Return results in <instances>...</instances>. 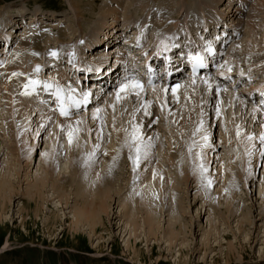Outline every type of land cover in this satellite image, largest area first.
<instances>
[{
  "label": "rangeland",
  "instance_id": "1",
  "mask_svg": "<svg viewBox=\"0 0 264 264\" xmlns=\"http://www.w3.org/2000/svg\"><path fill=\"white\" fill-rule=\"evenodd\" d=\"M126 1L129 2L130 0H124V4ZM228 1L229 0H221L219 4H216L218 9L216 16L210 14V11L209 14H204V18L200 19V21L207 18L211 23H214L215 21L213 20L220 19L221 15L224 17V11L222 10L224 6L228 4ZM241 1L233 0L232 5L233 7L235 6V8L233 9V13H231L232 15L229 16L231 19L228 17L226 20L229 23V27L228 30L227 27L225 29L229 32L232 27L231 31L233 34L230 35H233V39H230L231 41L229 42V40L225 38L226 35L223 36L224 41L229 42L227 48H231L225 61H229L228 65L231 66V72L234 78L237 72L239 74L242 73L241 75L244 73L247 75L250 72H256L257 76L260 75V77L257 80H253L252 83L247 80L242 81L241 79V84L235 88H230L229 81L226 78H223L224 80L220 78L219 74H213L203 79V81H197L204 84L205 80L212 79L210 81H213V79L216 78L222 83H218L219 86H216L214 93L216 94L221 88L223 89L221 90L222 92H220L221 96H219L220 98H218V100H216L217 97L213 98L216 101L214 100L211 106L202 105L201 122L198 123L197 121L198 125L187 116L189 114L186 112L190 108V113H194L195 119L199 114L197 110L199 103L194 98L189 104L191 96L194 95V93H192V95L189 94V92L184 93L182 96L176 95L178 101L171 102L173 95H170L171 90H169L168 94H165V97L169 98L167 103L158 105L156 104L157 100L154 91H156L155 89H160L161 84L156 85L157 87L153 86L155 89L145 98L143 95L139 97L133 94L132 96L117 101L116 92L118 88L115 87L112 92L109 91L111 96L115 95V99L111 98V102L108 103L110 106L108 105V109L104 111L106 114L109 113L107 116L109 124L107 125L104 122L105 126L101 123L102 128L104 126V139L100 148L101 151L105 150V148H114L116 146L115 138L117 136L114 128L123 131H125V128L128 129V131L124 133L126 136L123 135L122 137V139L125 140L123 148L127 149L128 145L133 142L130 137H132L135 128H133L132 125H126L125 122L128 121V123H132L133 125L135 123H139V126L142 125L139 122V120L142 122L140 116L142 118V114L147 108H150V106L155 107H153V110H155L156 120L155 125L152 126L150 131L148 128L142 126L141 142L139 144L134 142L129 148L130 159L122 161V157L120 156L118 160L112 163L117 164L119 162L120 167H116V171H118L120 175L115 178L117 182L113 185V190H111V200H108L109 212L103 214L104 224L99 226L98 233L95 235L91 234L90 236V230L87 225L81 226L78 231L73 230L71 225H73L76 220V218L74 219L72 216L73 213L76 212L74 208L80 205L84 199L87 198L90 200L92 198V196H89L90 192L86 191V189L90 190L88 185H90L91 188L94 187V184L91 182V180L95 181V179H92L94 177L93 170L96 169L103 172L105 167L108 166V162H110L108 159L109 157L105 155L94 154V156L90 157V160L84 156L86 153H88L86 154V156H88L94 150L96 144L99 145L100 142L99 138H97V130L92 128L91 133L88 134L86 130H80L78 128L79 131L74 133L71 144L68 141V126L63 125L58 129L57 121H59L60 117L48 124L50 121H44V118L37 119L38 115L36 116V113L38 111H36L37 109L35 107H29L28 110L21 109L25 104V102L21 100L23 99L22 97H28L29 95L35 101L36 105H39L40 99L35 94L41 89V84L36 85L35 91H31L30 88L26 90L25 87L20 86L19 88L17 87L18 83H15V85L11 87L6 86L13 82L12 79H17L21 85L23 75H13V73L24 74L26 69L33 71L36 68L28 67L33 65H44L47 64V62L50 63L52 60L57 59L59 56H52L51 49L57 47L62 54L64 50L68 48L77 49L78 51L80 43L81 45L84 44L82 40L86 39L87 35L89 36H87L88 38L91 36L93 37L92 30L88 29L90 27L89 24H91L93 28L99 27L96 31L98 34L97 36H100L102 31H108L111 23L114 22L116 18L119 20H117L115 24L119 22V28H122L124 25H129L130 23L135 24V22L130 21L129 23H124L123 19L126 16V6L118 5L116 0L94 1V5L96 4L93 10L94 14H90L89 10L92 7L91 0H0V21L9 19L13 14H18L19 12L26 14L24 18H22V16L13 18L15 21L18 20L17 23L20 21L19 25L26 23L22 28H17L16 24L13 28L5 29L6 32L5 30L0 32V38H4L5 35L8 34L13 41L9 50L2 53L5 57L1 59L3 63H5V67L4 70H2L3 75H0L4 80H0V181L2 175L5 173L10 174L9 178L15 183L17 191L19 192L17 196H13V200L9 203L3 216H0V264H264V214H261V212L264 213V203L263 205L261 204L263 207H258V204L260 206V203L263 201L262 198H259L260 195L258 194V190L260 191L262 189L261 192H264V140L260 139L264 137V133L260 131V125L258 124L260 114L258 116L257 113L252 110L253 108L250 106H253V104L246 101L248 100L245 95L246 93L241 91H249L250 89L247 87L252 86V84L257 85L264 82V58L259 60L256 59L257 56H251L252 53H258L260 50L264 53V0H247V4L245 5L246 9L244 12L237 15L235 14L236 4ZM195 2L196 0H143V4L145 3L144 5H146L145 9H143V13L139 11V13L136 12L132 14L135 20H145L147 15H149L148 17L152 16V21L154 23L161 21V19H166V28L164 27L157 31L152 30L150 36H154L155 39L159 38L158 41L163 43H168V40L165 42L164 40L168 38L170 34L182 33L184 31L183 27L186 24L185 30L190 32L194 30L192 28H194L195 24L196 27L198 26V21H195V19L191 23L188 20L189 15L195 14L199 16L201 13L198 10L189 9ZM163 3L164 5L166 4L165 8L162 7ZM113 8L116 9V16H114V13L111 11ZM135 8H137V6H135ZM219 13L221 14L220 17H218ZM117 15H119V17ZM123 15L124 17L122 18ZM30 16H34L35 18L30 19ZM216 17L218 19H215ZM26 18L28 21L30 20L31 24L34 22L38 23L39 20L41 23L36 27L30 25L26 21ZM51 18L55 19L50 20ZM233 18L235 19L233 20ZM251 23L255 24V28L250 25ZM33 31H38L44 36L42 38L45 39L40 40L39 44H41L42 47L45 46L46 53L35 51L32 46L31 48L29 47V49L28 46L20 44L19 41L17 42L19 32L29 34ZM195 31L196 29L192 31L191 34L193 35ZM121 33L122 31L118 34ZM126 35L125 37L129 39L130 36L128 33ZM140 39L142 40L143 38L141 37ZM151 41L153 40L151 39ZM86 42L87 41H85V44ZM144 42L145 45L149 43L148 40ZM172 42L174 41L171 40V43ZM8 45L9 43H7L5 47H8ZM102 45L103 43L100 42L89 47L85 45L87 49L85 48L83 50L84 52L82 49L79 50L81 57H78L76 53L74 58L77 56L82 62H85L84 58L82 59V57L85 56L92 59L89 57L90 53H92V51L94 52V49ZM147 46L149 47L151 44H147ZM13 47H22L25 53L26 51L33 50V56H28V59L26 57L22 62L23 64H20L21 68L19 63L17 64V67L19 66L17 69L22 72H11L12 68H10V65L16 68L14 66L16 62H21L20 59H18L19 53L11 59L9 58L13 53ZM69 54L71 60L72 52H69ZM109 57L113 59V57L116 58L117 56L115 53H112ZM74 58L72 61H75ZM102 58L105 59L106 55L102 56ZM89 59H86V61L89 62ZM60 60L61 59L54 60V63L52 62L50 64L51 67L45 66V68H47L45 69V74L49 76V79L51 78V74H53L57 81H59V78L61 79L60 82L64 83L65 80H69L68 77H66V72L64 73L67 61L64 59L65 62L59 63ZM7 61L8 66H6ZM220 63H222L221 60L219 64ZM12 64L14 65L12 66ZM226 70L227 68L223 67L222 71ZM219 73L221 74V71ZM43 74L44 72L41 75ZM240 77L241 76H238V79L236 77L237 81L240 80ZM18 78L21 79L19 80ZM26 78L39 80L37 72L32 74L27 72ZM68 82L71 87L73 83L71 80ZM177 83L179 84L181 82L177 81ZM12 84H14V82ZM169 85L172 88L173 85H176V82H172V84ZM197 88L199 87L197 86ZM200 89H203V97L210 96L208 95L206 87L204 88L201 86ZM25 91H29L30 94L25 95ZM195 91L198 92V89ZM73 92H76L78 98L81 97V94L77 91L73 90L70 93ZM87 93H90L89 96L92 95L91 92ZM159 93H161V91ZM159 93H157V97L162 98L164 101L163 96H160ZM99 94L100 93L97 94L98 100ZM123 94L124 93H121L122 96ZM224 94L228 97L226 98ZM168 95H170V97ZM89 96L87 98H89ZM234 96H238L239 100L236 99V101L232 103L231 100L235 99ZM9 97L13 98L12 102L9 100ZM184 97L186 99L185 103ZM81 98H83V96ZM106 98L107 97L104 96V98L100 100L102 104L99 106L104 104ZM225 100L227 101V103H225L226 105L221 103V101L223 102ZM228 100L230 102H228ZM241 100L243 104L239 103ZM243 100L245 102H243ZM124 104L126 107L122 108ZM113 105L115 106L114 108ZM146 106L148 107L145 108ZM231 106L235 108L232 109ZM223 107L226 108L224 109ZM92 108L93 107L90 109ZM115 109L117 112L120 111L119 115L114 112ZM251 110L252 112H250ZM129 111L131 115H129ZM253 112L255 113L252 114ZM104 113L101 112L102 116H105ZM134 113L136 115L140 114V116L138 117L135 115L133 118L132 114ZM80 114L81 112H77L71 114L68 118L62 117L63 120L61 121H70L73 117L75 118V116L78 118ZM51 115L55 117L53 113ZM89 115L90 113L88 116ZM255 117H258V119ZM122 119L125 120L122 122ZM243 119L245 120L242 121ZM38 127L42 130L36 136L34 131L36 129L38 130ZM246 129L249 130V134H245ZM174 134L175 137L173 136ZM184 136L187 138L188 142L186 152L178 155V161L171 166L168 162L166 152L162 150L159 145L158 138L164 142L165 150L173 151L176 140L183 143ZM37 137H39V141L36 148L37 155L34 152V159H36L38 163L40 158L45 157L43 158L45 160L42 161V166L44 165L42 168L44 171L41 169L40 173L38 168L40 174L45 172L46 165H50V169H52L51 166L54 165L51 160L49 161L47 159L48 153L45 151L47 147L49 150L52 146L55 151L57 150L55 153L59 155V162L62 161L61 167H69L70 170L74 168L76 173L79 171L75 184L72 180V176L66 181L67 183L64 187H66L67 192L63 191L61 194L55 192L53 189H56V186L52 188L50 185V183L52 184V182H54V179L48 176V178L45 179L46 187L44 188V199H39L37 197L30 199L26 195L31 192L28 190L31 184H33L31 180L35 178L34 173L37 169L36 164L30 165V163H28V159H26L28 155L26 156V154L29 153L26 151L29 150L28 152H30V150H33ZM205 137H207V140L204 139ZM234 139L237 140L239 144L238 147L232 145ZM144 144H146V148H144ZM140 146H143V148ZM72 149L76 151V157L79 156V158L81 157L83 159V164H81L82 167L78 169L72 167L74 164L73 154L72 152L70 153V150L73 151ZM257 149L260 150V153H257ZM209 151H214V153L210 154ZM207 152H209L208 157L211 163H205ZM245 154H248L247 157L249 160L247 168H245V170L243 169V172L248 174V172L252 170L253 165L257 169L253 181L241 177L240 174H237V167H234L237 166V161L240 156L242 157ZM142 156L148 157V160H143ZM217 167L221 168L219 169L220 171L217 170ZM156 169L160 173V176L158 174V181L171 176L172 179L171 177L168 178L169 181L175 183L179 180L181 181L184 176H189V184H181L175 187L176 189L173 195L171 194L165 197V200L166 198L169 200L171 198L172 200L171 202L165 201L164 208L161 206L163 209H160L159 204L161 203L156 205V202H154L152 210L149 209V211L143 206L141 208L144 209H139L140 213L136 211L135 214L132 215L133 212H128V208L125 207V201L123 200L125 196H129L130 194L128 189L138 185L141 177H148L154 170L156 171ZM240 170L242 171V169ZM68 174L72 175L71 173ZM165 174L167 175L165 176ZM214 179V184H216L215 190L220 188L225 189L223 190V194L219 195V198H214L216 193L211 197L212 201L217 200V203H219V211L218 209L216 211L212 205H207V202H209L207 192L212 190V180ZM128 180L130 181L128 182ZM209 181H211V183H209ZM71 183L73 185H71ZM127 183H130V185ZM122 185L124 187L126 185L129 187L127 188L126 186V188L123 189L122 195H116L117 189H121ZM160 187L161 185L158 186V190ZM160 189H163L164 192L166 191L165 193L168 194L165 187ZM53 193L54 196L52 197L55 199H51L52 197L50 198L48 196ZM60 196L62 197L60 198ZM157 199L158 196H156L155 201H157ZM43 200L45 202H43ZM56 201H58L59 204L57 206L53 205ZM37 202L42 208V212H39V214H36ZM54 206H56V208L59 206L57 208L58 210ZM22 207H24V209H22ZM229 208L231 210H228ZM71 212L72 214H70ZM63 213L66 214L64 215ZM136 213H138L137 216ZM152 217L156 219V223L154 224L156 227L154 226V228H152L150 224H147V219ZM47 218H49V220ZM212 223L216 226L214 227L215 229L210 226ZM170 224H174L175 228L171 229ZM169 229L175 231V233L177 232L178 235L173 234V231ZM169 231L170 233L168 234L167 232ZM7 240L8 243H6Z\"/></svg>",
  "mask_w": 264,
  "mask_h": 264
},
{
  "label": "bare ground",
  "instance_id": "2",
  "mask_svg": "<svg viewBox=\"0 0 264 264\" xmlns=\"http://www.w3.org/2000/svg\"><path fill=\"white\" fill-rule=\"evenodd\" d=\"M97 1V0H91V4H92V7H91V9H89L90 10V14L91 13H93L94 11V9H95V5H94V3ZM225 1V0H224ZM241 1V0H240ZM247 0H242L240 3H237V6H236V9H235V14H240V13H242V8H244V10H245V4H247V2H246ZM221 2V0H196V2H195V4L192 6V7H190L189 9H195V10H198V11H200L201 13H200V15L199 16H197V15H195V14H191V16L189 15V21H190V23L195 19V21H200V19H202V18H204L203 17V15L204 14H206V13H208L209 14V12H210V14H212L213 16H216V12H217V7H216V4H219ZM232 2H233V0H229L228 1V4L226 5V6H224V9L222 10V11H224V13H223V15H225L226 16V18H225V20L229 17V16H231L232 14L231 13H233V9L235 8V6L233 7V5H232ZM116 3L118 4V5H120V6H123L124 5V7L126 6V12H125V17H124V15L122 16V18L124 17V23H129L130 21L131 22H135L136 23V21H138V19L137 20H135V18H134V16H133V14L132 13H139V11L141 12V13H143V9H145V6L146 5H144L143 4V0H130L129 2H127L126 1V3L124 4V0H116ZM192 3V2H191ZM107 5H110V4H107ZM242 5V6H241ZM135 6H137V8H135ZM139 6V7H138ZM150 6V5H149ZM215 6V7H214ZM162 7L163 8H165L166 7V4L164 5V3H163V5H162ZM175 7V6H174ZM111 8V7H110ZM150 8V7H149ZM111 11L114 13V16H116L115 15V12H116V9H111ZM145 11V10H144ZM208 11V12H207ZM227 11H228V13H227ZM81 12V11H80ZM118 12V11H117ZM214 13H215V15H214ZM89 14V13H88ZM94 14V13H93ZM92 14V15H93ZM207 14V15H208ZM25 15L26 14H22V13H18V14H13L12 15V17H10L9 19H3V20H1L0 21V32L1 31H3V30H5V29H7V28H13V27H15V25L17 24V28H22L23 27V25H19V23H20V21L17 23V21H15V19H13V18H17V16H22V18H24L25 17ZM97 15V14H96ZM106 15V14H105ZM220 13H219V16L218 17H220ZM16 16V17H15ZM84 16V15H83ZM113 16V15H112ZM118 17H119V15H117ZM148 16L149 15H147V18H148ZM224 16V17H225ZM212 17V16H211ZM221 17H222V15H221ZM19 18V17H18ZM33 18V17H32ZM96 18V17H95ZM230 19H231V17H229ZM83 19V18H82ZM206 19V18H205ZM215 19H218L217 17L215 18ZM235 18H233V20H234ZM22 20H24V19H22ZM117 20H119V19H114V22H112L111 23V25H110V28H108V31L107 32H103L102 31V34H100V36H97L98 34H97V31L96 30H98L99 29V27H95V28H93L92 27V25L91 24H89L90 25V27L88 28V29H91L92 30V35H93V37L91 36L90 38H88L87 36H86V39H84L83 40V42H84V44H82V45H80V47H79V50L80 49H82V51L86 48V47H89V46H93V45H95L96 43H103V45L102 46H100V47H98L97 49H94V52L92 51V53H90V58H92V59H89V62L88 63H86V62H82V60H78L77 61V63H78V66H85L86 67V70H94L96 73H97V71L99 72L100 71V69L102 68V70L104 69L105 70V68H106V66L108 67V66H114V65H117V63H118V61H128V60H130L131 59V57L132 58H136V62L138 63V62H140V61H142L143 59L144 60H146L147 59V57H144V52L145 51H147V49L149 48L148 46H147V44L149 45L150 43H147L146 45L144 44V46H142V45H139L141 48H135V47H131L130 48V46H129V44L128 43H131L132 41H133V39L132 38H134V37H130L129 39H127L125 36H127L126 34L128 33V28H126V27H128V25H124V26H122V28H119L118 26H119V22L118 23H116L115 24V22L117 21ZM120 21H122V20H120ZM150 21V20H149ZM152 21V20H151ZM189 21H187V22H189ZM213 21H215V20H213ZM185 22H186V19H185ZM237 22V21H236ZM88 23V22H87ZM166 19H161V21H159V22H153L152 23V26H149L152 30H154V31H157V30H159V29H162V28H164L165 26H166ZM233 23V22H232ZM143 24H145V23H143ZM204 24V23H203ZM213 24V23H212ZM234 24V23H233ZM184 25H185V23H184ZM187 25V24H186ZM186 25L183 27V32L182 33H185L186 32V30H185V28H186ZM251 26H253L254 28H255V24L254 23H251L250 24ZM84 26V25H83ZM190 26V25H189ZM209 26V25H208ZM224 26V27H223ZM223 26L220 24V27H223V33H224V36H225V38H227V36H228V31H226V27H227V30H228V27H229V23H228V21H226L225 22V24H223ZM166 28V27H165ZM209 30H211V26H209V27H207ZM252 28V27H251ZM101 29H103V28H101ZM225 29V30H224ZM230 29V28H229ZM14 30V29H13ZM59 30V29H58ZM125 30H126V32H125ZM147 31H148V29H146ZM120 31H122V33L121 34H118V32H120ZM194 31V30H193ZM5 32H6V30H5ZM38 32V31H37ZM37 32H31V33H29V34H25V32L24 33H20L19 32V35H18V39H17V42L19 41L20 42V44H22V45H26V46H28V48L30 47L31 48V46L35 49V51H41V52H43V53H46V50H45V46H41V44H39V42H40V40H43V39H45V38H42V37H44L43 35H41L39 32H38V34H37ZM130 32V31H129ZM160 32V31H159ZM84 33V32H83ZM82 33V34H83ZM88 33H89V31H88ZM158 34V33H157ZM197 34H199V32H198V30L197 31H195V33H193V35L192 34H190V37L191 38H193V39H198L199 38V36L197 35ZM219 34V33H218ZM229 34H233L232 33V31H230V33ZM196 35V36H195ZM83 37V36H82ZM152 38H153V41H154V43H155V41H158L159 40V38L157 39H155V37L154 36H151ZM135 38L137 39V40H141L140 38H141V36L140 37H137V36H135ZM134 38V39H135ZM161 38V37H160ZM163 38V37H162ZM3 39H5V42H6V44L7 43H9V45H8V47H4V51L2 52V53H5V52H7L8 50H9V47H11V45H12V43H13V41L10 39V35H8V34H6L5 35V37L3 38ZM125 39V42L123 43V44H121V42L123 41ZM131 39V40H130ZM223 39H224V37L223 36H219V35H217V37H216V39H214L213 40V43H216L217 45H218V43L219 42H222L223 41ZM50 40V39H49ZM227 40V39H226ZM85 41H87L86 42V44H85ZM42 42V41H41ZM141 42H142V40H141ZM164 42H165V40H164ZM218 42V43H217ZM226 42V44L228 43V41H225ZM143 43V42H142ZM145 43V42H144ZM175 43V41L174 42H172L171 43V45H173ZM45 44H47V43H45ZM44 44V45H45ZM237 44V43H236ZM236 44H234V45H236ZM247 44V43H246ZM85 45H86V47H85ZM171 45H169V42L168 43H165L164 45H162V47H164V48H166V49H170V46ZM157 46V45H156ZM156 46H154L153 45V48L152 49H154ZM47 47H49V46H47ZM46 47V48H47ZM14 48V47H13ZM29 48V49H30ZM52 48V47H51ZM37 49V50H36ZM87 49V48H86ZM107 49V50H106ZM212 49H213V51L212 52H209L210 54H212V53H214V54H217V52L219 53V51H221L222 52V47H218V48H216V46H214L213 45V47H212ZM221 49V50H220ZM25 50V49H24ZM163 50V48H161V51ZM32 51L33 50H29V51H26V53L23 51V48L22 47H16V48H14V50H13V53L11 54V56H9V58L11 59L13 56H15L17 53H19V58L18 59H20V61L21 62H16V64L14 65V64H12V66L14 65L16 68H14V67H11V65H10V68H12L11 69V72H15V71H18V72H22V71H19L17 68L20 66V68H21V65L23 64L22 62L26 59V57H27V59H28V56L30 57H32L33 56V53H32ZM49 51V50H48ZM122 51V54L120 53ZM84 52V51H83ZM112 53H115L116 54V59H115V62L116 63H114V64H112V62H113V59H111L109 56H110V54H112ZM158 53H162V52H158ZM169 53V51L168 50H166L165 51V53L164 54H168ZM27 54V55H26ZM249 54V53H248ZM104 55H106V58L105 59H103L102 58V56H104ZM250 55H251V53H250ZM249 56V55H248ZM251 56H257L256 57V59H262V58H264V53L262 52V50H260V52L258 51V53L256 52V53H252V55ZM21 57V58H20ZM76 57V56H75ZM110 58V59H109ZM128 58V60H126ZM206 59H209V64H211V62L212 61H210V58H212V56H209V57H205ZM1 59V58H0ZM32 60V59H31ZM109 60V61H108ZM213 60V59H212ZM111 61V62H110ZM0 62H3V60H0ZM214 63L216 62L215 60L213 61ZM224 62H226V61H224ZM19 63V66L17 67V64ZM22 63V64H21ZM21 64V65H20ZM231 64V63H230ZM45 65V64H44ZM165 65H167V64H165ZM6 66H8V61H7V65ZM218 66H221V63L220 64H218ZM123 70L126 68V65H121L120 66ZM119 67V68H120ZM118 68V69H119ZM108 69H111V68H108ZM2 70H4V69H0V75H3L2 74ZM74 70V69H73ZM103 70V73L105 72ZM93 71V72H94ZM107 71H109V70H107ZM221 71V70H220ZM220 71H218V72H220ZM252 71V70H251ZM253 71H255V70H253ZM10 72V73H11ZM26 73H27V71H25ZM109 72H107L106 74H108ZM226 73V72H225ZM225 73H222L221 72V75L223 74V75H225ZM12 74V73H11ZM215 74V73H214ZM236 74V73H235ZM242 74V73H241ZM257 73H255L254 75H256ZM114 74H108V76H110V79L112 78L113 79V76ZM166 75V74H165ZM218 75V74H217ZM11 77V76H10ZM21 77V76H20ZM31 77V76H30ZM217 77V76H216ZM13 78H15V77H13ZM16 78H17V76H16ZM23 79H22V81H21V85H20V83L17 81V79H12L13 80V82H14V84H12L13 82H11V84L9 85H7L6 87H11V86H14L15 85V83L17 84L18 83V86L17 87H24V85L25 84H27L28 82H29V80L30 79H32V78H26V74L24 73L23 74V77H22ZM24 78H25V80L26 81H24ZM57 78H58V76H57ZM208 78V77H207ZM241 78V77H240ZM9 79V78H8ZM11 79V78H10ZM19 79V78H18ZM21 79V78H20ZM19 79V80H20ZM110 79H108V80H110ZM219 79V78H218ZM223 79V78H222ZM0 80L1 81H4L3 80V77H0ZM33 80V79H32ZM58 82H60V80L61 79H59L58 78ZM124 80V78L123 77H121L120 79L118 78V83H121L122 81ZM210 80H212V79H210ZM210 80H207V83H205L204 82V84H202V82H197V81H203V79H197V80H194L195 82H193L192 80H184V82H181V83H179L180 84V87L177 89V91H176V93H175V95H173V93H171V91H170V95L172 94L173 95V98L171 99V102H176V101H178L176 98H177V96L176 95H180V96H182L184 93H187V92H189V94H191L192 95V93H194V95H192L191 96V101L189 102V104L192 102V99L194 98L198 103H199V105H198V107H197V110H198V115L196 116V119H195V115H194V113H190V108L188 109V111H186L189 115H187L190 119H192V120H194V123L195 124H197V121H198V123L199 122H201V116H202V113H201V107H202V105L204 104L205 106L206 105H209V106H211L212 104H213V102H214V100L215 99H213V98H215V97H217L216 98V100H218V98H220L219 96H221V93L220 92H222L221 90H223L222 88H221V90L220 91H218L216 94L214 93V89L216 88V86H217V84L218 83H220V81H218L216 78H214L213 79V81H210ZM224 80V79H223ZM226 80V79H225ZM69 80H65V82L63 83V82H60L61 84H64L65 85V87L67 88V90L69 91V92H72L73 90L74 91H77L74 87H73V84L71 85V87H70V83L68 82ZM111 81V80H110ZM110 81H108V82H110ZM227 81V80H226ZM107 82V83H108ZM228 82V81H227ZM234 82H236V81H234ZM199 83V84H198ZM222 83V82H221ZM220 83V84H221ZM252 83V82H251ZM2 84V83H1ZM176 84H178L177 82H176ZM256 84V83H255ZM57 85V84H56ZM99 85H101V84H99ZM120 85V84H119ZM254 85V84H253ZM90 86V85H89ZM175 85H173L172 86V88L174 87ZM197 86L199 87V88H197ZM201 86H203L204 88L206 87V90H208L207 92H208V95H210V96H207V97H203V89L201 90L200 89V87ZM219 86V85H218ZM228 86V85H227ZM229 86H230V88H233L232 87V84L230 83L229 84ZM19 87V88H20ZM101 87L102 86H99V88L101 89ZM104 87V86H103ZM102 87V88H103ZM144 92H142L140 95H139V97H141L142 95L144 96V98L151 92V91H153L155 88L154 87H157L156 85L153 87H147V86H145L144 85ZM1 88V87H0ZM164 88H171L170 86H167V85H163V84H161V86H160V89H155L156 91H154L155 92V95H156V100L157 101H159V102H157L156 101V104H160V105H164V103H167V100L169 99L168 97H165V94L167 93L168 94V92H164L162 89H164ZM192 88V89H191ZM248 89H250V88H252V86H249V87H247ZM8 89V88H7ZM95 89H96V86H95ZM196 89H198V92L197 91H195ZM21 90H22V88H21ZM25 90V89H24ZM27 90V89H26ZM161 91V93H159L160 91ZM169 90H171V89H169ZM205 90V91H206ZM247 90V89H246ZM80 91H82V93H85V91H84V89L82 88H79V92ZM242 91V90H241ZM240 91V92H241ZM253 91V90H252ZM78 92V91H77ZM87 92H89V91H87ZM86 92V93H87ZM207 92H206V94H207ZM98 93H100V91H98ZM97 93V94H98ZM157 93H159V95L160 96H163V98H164V101H166V102H164L163 101V99L162 98H158L157 96H158V94ZM163 93V94H162ZM205 93V92H204ZM212 93V94H211ZM253 93V92H252ZM81 94V93H80ZM96 94V96H95V94L94 95H91V96H89V98H87V101H92L93 99H95V100H97V102H96V105H94L93 106V108L92 109H90V108H88L87 110L90 112V115L88 116V114L89 113H86V115L84 114H80L79 116H78V118H76L77 116H75V118L73 117V119H71L70 121H66V122H63V121H61V120H63V118H62V116H59L60 117V119H59V121H57L58 122V129L59 128H61L63 125H66V126H72L73 128H79L80 130H86L87 132H88V134H90L91 133V131H92V128H95L96 130H97V138H99V145H97L96 144V146H94L95 148H94V150L88 155V156H86V154H88V153H86V154H84V156L85 157H87V158H89L88 160H90V157L91 156H94V154H99V155H105V156H108L107 158L109 159V161L110 162H108V166L107 167H105V170L102 172V171H98V170H96V169H94L95 170V172H94V170H93V173H94V177L92 178V179H95V181L94 180H91V182H92V184H94V187H92L91 188V186L90 185H88V187L90 188V190H87L86 189V191H89L88 193H89V196H92V198L90 199V200H88L87 198L86 199H84L83 201H82V203L80 204V205H78L77 207H76V205H75V207L76 208H74V210H76V212H74L73 213V218L75 219L76 218V220H75V223L73 224V225H71V228L73 229V230H75V231H78L80 228H81V226H84V225H87L88 227H89V230H90V236H91V234L92 235H95V234H97L98 233V231H99V226L101 225V224H104L103 223V214L105 213V212H109L108 211V204H109V199L112 197V195H111V190H113V185L117 182L116 180L117 179H115V178H117V177H119V175L120 174H118V171H116V167L117 168H119L120 167V165H119V162L117 163V164H112V163H114L116 160H118V158L121 156L122 157V161H126V159H130V150H129V148H130V146L132 145V143H134V142H136L137 144H139L140 142H141V128H142V126L143 127H145V128H148L149 129V131L151 130V128H152V126L153 125H155V120H156V114H155V110H153V107L154 106H150V108H147L148 106H149V104H148V106H146L145 108H147V110L142 114V118H141V116H140V114L139 115H136L135 113L134 114H132V116H133V118L135 117V115L136 116H140V119H142V122L139 120V122L142 124V125H140L139 126V123H135L134 125L132 124V123H128V121H126L125 122V124L126 125H128L129 124V126H133V128H135V129H137L138 128V133H139V136H140V139H138V140H133L132 139V137H130L132 140H133V142L132 143H130L129 145H128V147H127V149H124L123 148V143H124V139H122V137H123V135H125L126 136V134H124V133H126L125 131H128V129H126L125 128V131H123V130H118V129H116V128H114V131L116 132V146L114 147V148H105V150H102L101 151V145H102V143H103V139H104V126H103V128H102V124L101 123H103L104 124V122L108 125L109 123H108V114L109 113H104V111H106L107 109H108V107L110 106L108 103L109 102H111V98H113V99H115L114 97H115V95L114 96H111L110 95V93H108V94H105V96L107 97L106 98V100H105V102H104V106L103 105H101V106H99L100 104H102V102L100 101L101 99H97V95ZM101 94V93H100ZM99 94V95H100ZM162 94V95H161ZM215 94V95H214ZM67 96H68V94H66ZM113 95V94H112ZM133 94L131 93V92H129L127 95H126V97H129V96H132ZM170 95H168L169 97H170ZM211 95H214V96H211ZM225 96H226V98L228 97L226 94H224ZM246 95V94H245ZM83 95H81V97H82ZM95 96V97H94ZM123 96H125V93L123 94ZM252 96H253V94H252ZM81 97H79V99L80 100H82L83 98H81ZM230 97V96H229ZM23 99H21L23 102H25V104L23 105L24 107L22 108L21 107V109H29V107L31 108V107H35L37 110L36 111H38L37 113H36V116L38 115V118L37 119H39V118H44V121H50V122H48V124L49 123H52L56 118H58V117H56L57 115L53 112V111H49L46 107H45V105H47L48 104V102H47V100H48V98L46 99L45 98V102L44 103H42V101L39 103V105L37 104L36 105V103H35V101L32 99V97L29 95L28 97L27 96H25V97H22ZM190 98V97H189ZM234 98L235 99H233V100H231V102L233 103V102H235L236 101V99H238L239 100V97L238 96H234ZM248 98V97H247ZM222 99V98H221ZM9 100L12 102L13 101V98H11V97H9ZM94 100V101H95ZM215 100V101H216ZM237 100V101H238ZM245 100V99H244ZM243 100V102H245ZM44 101V100H43ZM100 101V102H99ZM104 101V100H103ZM226 101V100H225ZM225 101H221V103H227V101L225 102ZM246 101H248V100H246ZM186 102V99H185V97H184V103ZM228 102H230L229 100H228ZM42 103V104H41ZM239 103H242V100L241 101H239ZM41 104V105H40ZM85 104H87V103H85ZM152 104V103H151ZM150 104V105H151ZM243 104V103H242ZM12 105V104H11ZM109 105V106H108ZM226 105V104H225ZM128 106V105H127ZM130 106V105H129ZM247 106V105H246ZM124 107H126L125 106V104L123 105V107L122 108H124ZM227 107H228V105H227ZM251 108H253L252 110L253 111H255L256 113H257V115L259 116V112H261L260 113V115L261 116H259L260 117V119H258V117H255V118H257L258 119V124L260 125V131H262L263 133H264V112H262L260 109H259V107L258 106H250ZM257 107V108H256ZM97 108H100V109H103V113L105 114V116L103 117L102 116V114H101V112L97 115V117L96 118H93V113H95L96 112V109ZM155 108V107H154ZM164 108V107H163ZM224 108V107H223ZM226 108V107H225ZM224 108V109H225ZM231 108L232 109H234L235 107H232L231 106ZM239 108V107H238ZM247 108H249V107H247ZM90 109V110H89ZM111 109H113V108H111ZM240 109V108H239ZM27 110H25V111H27ZM252 110L250 111V112H252ZM131 111V110H130ZM130 111H129V115H131L130 114ZM235 111V110H234ZM21 112V111H20ZM114 112L116 113V114H120V111H116V109L114 110ZM225 112H226V110H225ZM224 112V113H225ZM241 112V111H240ZM255 112H253L252 114H254ZM54 114L55 115V117L53 116V115H51V114ZM133 113V112H132ZM242 113V112H241ZM248 113V112H247ZM246 113V114H247ZM155 114V115H154ZM243 114V113H242ZM123 115V114H122ZM128 115V114H127ZM127 115H125V116H127ZM240 115V114H239ZM238 115V116H239ZM249 115H250V113H249ZM84 116V117H83ZM111 116H112V114H111ZM110 116V117H111ZM237 116V117H238ZM252 116V115H251ZM263 116V117H262ZM120 117V116H119ZM66 119V118H65ZM86 119V120H85ZM256 119V120H257ZM81 121V123L80 124H78L77 125V121ZM125 119H122L121 121L123 122ZM135 120H137V119H135ZM245 119H243L242 121H244ZM52 121V122H51ZM132 121V120H131ZM138 122V121H137ZM159 123V122H158ZM43 125H45V124H43ZM105 125V124H104ZM159 125V124H158ZM198 125V124H197ZM196 125V126H197ZM61 126V127H60ZM106 126V125H105ZM195 127V126H194ZM39 128V127H38ZM107 128V127H106ZM122 128H123V125H122ZM130 128V127H129ZM191 128H193V127H191ZM57 129V128H56ZM57 129V130H58ZM42 129H36L34 132H35V135L37 136L39 133H40V131H41ZM143 130V129H142ZM96 134V133H95ZM245 134H249V130L248 129H246V131H245ZM153 135V134H152ZM96 136V135H95ZM124 136V137H125ZM174 137H175V134L173 135ZM35 138V137H34ZM39 137H37V139L35 140L36 141V143H35V145H34V148H33V150H30V152H28L29 150H27L26 152L27 153H29V154H26V159H28V163H30V165L31 164H36L37 165V169H36V172L34 173V176H35V178L33 179V180H31V181H33V184H31V186H30V188H29V190L28 191H31L30 193H28V194H26L30 199H34V198H39V199H41V198H43L44 199V197L43 196H45L44 195V188L46 187V182H45V179H47L48 178V176H51L52 177V179H54V182H52V184L50 183V185L52 186V188H53V186L55 187L56 186V189H53L55 192H57V193H62L63 191L64 192H67L66 190V187H64L65 185H66V181L72 176L73 177V182H74V184H75V182L77 181V175L79 174V171L76 173L74 170V168L73 169H69V167L67 168V167H65V168H63V167H61V162H59L60 161V159L58 158V153H55L56 151H55V149H54V147L52 146V147H50L49 148V150L46 148V153H48L47 154V156H48V160L50 161H52V163H54V165H52L51 167H52V169H50V165H46V168H45V172H43L42 174H40L41 172V169L43 170V166H42V161L43 160H45V159H43V158H45V157H42V158H40V160H39V162L37 163L36 161V159H34L35 157V153L37 152V150H36V148H37V146H38V141H39V139H38ZM96 138V137H95ZM128 138V137H127ZM157 139V138H156ZM261 139V138H260ZM261 140H264V139H261ZM34 141V142H35ZM157 141V140H156ZM158 141H159V145L161 146V148H162V150H164L165 152H166V155H167V159H168V162H169V164L171 165V166H173V164H175V162H177L178 161V155H180V154H182V153H185L186 152V147H187V138L184 136V142L182 143V142H180L179 140H176V142H175V144H174V148H173V151H169V150H165V148H164V142L163 141H161V139H159L158 138ZM234 142H232V145H234V146H236V147H238L239 146V144H238V142H237V140L236 139H234L233 140ZM105 142V141H104ZM111 142V141H110ZM261 142H263V141H261ZM106 143H107V141H106ZM72 144V143H71ZM147 144V143H146ZM146 144H144L143 146H144V148H146ZM74 145H75V143H74ZM74 145H72V146H74ZM153 145V144H152ZM49 146V145H48ZM51 146V145H50ZM76 146V145H75ZM74 146V147H75ZM143 146H140L141 148H143ZM219 146H220V144H219ZM110 147V146H109ZM148 148H149V146H148ZM214 148V147H213ZM29 149V148H28ZM73 149H75V148H73ZM72 149V150H73ZM79 149V148H78ZM249 149V148H248ZM260 149V148H259ZM69 150V149H68ZM76 150H77V147H76ZM212 150V149H211ZM35 152V153H34ZM72 152V157H74V164H75V166H74V164L72 165V167H76V169H78L79 167H82L81 166V164H83L82 163V161H83V159L81 158H79V156L78 157H76V154L77 153H75L76 151H71L70 150V153ZM146 152V151H145ZM210 152V154L212 153H214V151H209ZM209 152H207V156H206V161H205V163L206 162H210L209 160H210V158L208 157V154H209ZM247 152V151H246ZM251 152V151H250ZM23 153V152H22ZM45 153V154H46ZM257 153H260V150H258L257 149ZM36 155H37V153H36ZM44 155V154H43ZM45 156V155H44ZM81 156V155H80ZM213 156V155H212ZM248 154L246 155H243L242 157L240 156V158L238 159V161H237V166H234V167H237V174H240V176L241 177H244V179H246V180H249L250 179V181H253L254 179H255V172H257V169L254 167V165H253V167H252V170L250 171V172H248V174L247 173H244L243 172V169L245 170V168H247V163H248ZM82 157H83V154H82ZM151 157H154V156H151ZM214 157V156H213ZM84 158V157H83ZM131 158H132V156H131ZM178 158V159H177ZM86 159V158H85ZM85 159H84V161H85ZM142 159L143 160H145V161H147L148 160V157H146V156H142ZM213 159V158H212ZM215 161V160H214ZM253 161V160H252ZM258 161V160H257ZM153 162V161H152ZM88 163V162H87ZM126 163V162H125ZM124 163V164H125ZM211 163V162H210ZM122 165V164H121ZM158 165H159V163H158ZM234 165H236V164H234ZM65 166V165H64ZM160 166V165H159ZM27 167H28V165H27ZM84 167V166H83ZM38 168H39V172H38ZM63 168V169H62ZM218 168V167H217ZM151 169V168H150ZM150 169H148V170H150ZM154 169V168H153ZM152 169V170H153ZM216 169V168H215ZM219 169H221V168H218L217 170H219ZM240 169H242V171L240 170ZM119 170V169H118ZM255 170V171H254ZM44 171V170H43ZM220 171V170H219ZM151 172V171H150ZM149 172V173H150ZM162 172V171H161ZM166 172V171H165ZM4 173V172H3ZM68 173H71L72 175H69ZM148 173V172H147ZM163 173V172H162ZM162 173H161V175H162ZM158 174H159V176H160V173L158 172V170L156 169V171L154 170L153 172H152V174H148L149 176L148 177H141V179H140V182H139V184L138 185H136V186H133V187H131V189L129 188L127 191L128 192H130V194H129V196H125V198L123 199L124 201H125V207L126 208H128V212L130 213H132V215H134L135 214V212L136 211H138L139 212V209H144V208H141V207H143V206H145V208L147 209V210H152L153 209V204H154V202H156V205L157 204H159V203H161V204H159V206H160V209H163L164 208V205H165V203L166 202H171V198H170V200L169 199H167L166 198V200H165V197H167L168 195L170 196L171 194L173 195V192L175 191V187H177V186H179V185H181V184H189V176H184L183 177V179L180 181H177V182H170L169 181V179L168 178H170V177H165L167 174H165V178H163V179H160V177H159V179L161 180H159L158 181ZM9 175L10 174H4V175H2V177H1V181H0V216L2 217L3 216V213H5V211H6V209L8 208V206H9V203H11V201L13 200V196L14 195H18L19 194V192L17 191V187H16V185H15V183H13V181L11 180V178H9ZM189 175V174H188ZM218 175H219V173H218ZM261 175H263V174H261ZM61 176V177H60ZM147 176V175H146ZM163 177V176H162ZM264 178V177H263ZM171 179H172V177H171ZM215 179H216V177H215ZM215 179L214 180H212V183H213V188H212V190L211 191H208L207 192V198H209V202H207V205H212L213 207H214V209L217 211V209H218V211L220 210L219 208V203H217V200H215V201H212V196L214 195V193H216L215 195H214V198L215 197H218L219 198V195H221V194H223V190H225V189H216L215 190V186H216V184H214L215 183ZM222 179V178H221ZM211 180V179H210ZM63 181H65V182H63ZM130 180H128V182H129ZM264 182V181H263ZM131 183V182H130ZM130 183H127V184H129L130 185ZM59 186H58V185ZM101 184H103V185H101ZM264 184V183H263ZM21 185V184H20ZM60 185H61V188H60ZM71 185H73L72 183H71ZM161 185V187L160 188H163V187H165V189H167V193L168 194H166L165 192H164V190L163 189H160L159 188V190H158V186H160ZM127 186V185H126ZM126 186L124 187L123 185H122V188L121 189H117V192H116V195L118 194V195H122V192H123V189L124 188H126ZM129 186H127V188H128ZM59 188V189H58ZM76 188V187H75ZM126 190V189H125ZM154 190H156V191H154ZM262 190V189H261ZM261 190L259 191L258 190V194L260 195V197L259 198H262V202L260 203V206H259V204H258V207L259 208H261V207H263L262 205H263V203H264V192L262 193L261 192ZM59 191V192H58ZM73 191V190H72ZM75 192V191H74ZM71 193V192H70ZM77 193V192H76ZM84 194H85V192H84ZM166 194V195H165ZM230 194V193H229ZM64 195H66V194H64ZM15 196V197H16ZM50 198L52 197V196H54V193L53 194H51V195H48ZM85 196V195H84ZM156 196H158V199H157V201H155V199H156ZM229 196V195H228ZM231 196V195H230ZM258 196V195H257ZM62 196H60V198H61ZM79 197V196H78ZM48 198V197H47ZM46 198V199H47ZM65 198V197H64ZM51 199H55V198H51ZM56 200H57V198H56ZM61 200V199H60ZM63 200H65V199H63ZM111 200V199H110ZM49 201H50V199H49ZM166 201V202H165ZM43 202H45L44 200H43ZM42 202V203H43ZM47 202V201H46ZM61 202V201H60ZM38 203V202H37ZM48 203V202H47ZM62 204V203H61ZM262 204V205H261ZM42 205V204H41ZM53 205H59L58 204V201H56L55 202V204H53ZM140 205H142V206H140ZM155 205V206H156ZM221 205V204H220ZM56 206H54L55 208H56ZM140 206V207H139ZM161 206H163V208L161 207ZM25 207V206H24ZM24 207H22V209H24ZM45 207V206H44ZM43 207V208H44ZM59 207V206H58ZM57 207V208H58ZM56 208V209H57ZM130 209V210H129ZM157 209H158V207H157ZM156 209V210H157ZM252 209V208H251ZM58 210V209H57ZM149 210V211H150ZM155 210V209H154ZM228 210H231L230 208L228 209ZM143 211V210H142ZM39 212H42V208H41V206H40V204L38 203L37 204V209H36V214H39ZM61 213V212H60ZM140 213V212H139ZM158 213V212H157ZM23 214V213H22ZM58 214V213H57ZM64 214V213H63ZM66 214V213H65ZM64 214V215H65ZM70 214H72V212L70 213ZM137 214L138 213H136V216H137ZM261 214L263 215L264 213H262L261 212ZM63 215V216H64ZM260 215V214H259ZM57 216V215H56ZM59 216V215H58ZM62 216V217H63ZM67 216V215H66ZM61 217V216H60ZM65 217V216H64ZM70 217H71V215H70ZM48 220H49V218H47ZM59 219V218H58ZM60 220V219H59ZM73 220V219H72ZM213 222V221H212ZM156 223V219H153V217L152 218H148L147 219V224H150V226L152 227V228H154V224ZM243 223V222H242ZM145 224H146V222H145ZM246 224H247V222H246ZM171 226V229L172 228H175L174 226V224H170ZM248 225V224H247ZM158 226V225H157ZM210 226L211 227H216L215 225H213V223H212V225L210 224ZM245 226V225H244ZM140 227V226H139ZM156 227V226H155ZM158 228V227H157ZM215 229V228H214ZM158 230V229H157ZM170 230V229H169ZM154 231H156V230H154ZM170 231H173V230H170ZM170 231L169 232H167L168 234L170 233ZM153 232V231H152ZM211 232V231H210ZM213 232V231H212ZM78 233V232H77ZM156 233V232H155ZM153 234V233H152ZM173 234H177L178 235V233L176 232L175 233V231H173ZM94 237V236H93ZM137 238H139L138 236H136ZM219 237V236H218ZM97 238V237H96ZM100 238V237H99ZM139 240V239H138ZM169 240V239H168ZM6 243H8V240H7V242ZM6 247V246H5ZM100 248V247H99ZM5 249V248H4ZM3 249V250H4ZM128 250V249H127ZM229 251H230V249H229ZM183 264V263H182Z\"/></svg>",
  "mask_w": 264,
  "mask_h": 264
},
{
  "label": "snow or ice",
  "instance_id": "3",
  "mask_svg": "<svg viewBox=\"0 0 264 264\" xmlns=\"http://www.w3.org/2000/svg\"><path fill=\"white\" fill-rule=\"evenodd\" d=\"M206 50L208 52H212L213 51L211 45H209ZM51 55L52 56H56L57 53L56 52H52ZM189 58L193 61V74L194 75L196 74V71H197L198 68L207 66L206 62H205V57L200 55V54H197V55H194V56H190ZM36 71H40V67L39 66H37ZM13 75H23V73H13ZM193 82H195V81H193ZM204 82L207 83V80H205ZM40 83H42L40 80H32V79H30L29 82L24 85V87H25V89H29L30 88L31 91H35L36 85H38ZM149 83L151 84V81H149ZM45 86H46V88H51L52 87L51 84H46ZM179 87H180V84H176L173 88H171V92L173 93V95H175V93H176V91H177V89ZM162 90L164 92H168L169 91L168 88H164ZM129 92H131L135 96H139L142 92H144V84L140 80H138L136 77H134V76L127 78L124 83H122V84H120L118 86V89H117V92H116V100L120 101L121 99L126 98V95ZM121 93H125V96H122ZM24 94L28 95V94H30V92L29 91H25ZM89 95H90V93H85L84 97H83V100L74 101V106L75 107H79L81 103H87V97ZM57 96L61 98V107L59 109L60 110V114L62 116H68L69 115V111H68V108L66 106H64L62 90L59 89V88H57ZM114 107L115 106L113 105V108ZM102 111H103V109L97 108L96 112L93 113V118H96L97 115L100 112H102ZM76 123L78 125V124L81 123V121L78 120ZM78 131H79L78 128H73L72 126L68 127L67 135H68L69 143H71L73 141L74 133L78 132ZM238 135H239V132H238ZM132 139L134 141L140 139V136H139V133H138V128L133 130ZM204 139L207 140V137H205ZM261 139H264V137H261ZM209 183H211V181H209Z\"/></svg>",
  "mask_w": 264,
  "mask_h": 264
}]
</instances>
